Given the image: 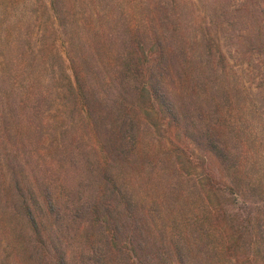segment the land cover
Here are the masks:
<instances>
[{"label":"trees","instance_id":"obj_1","mask_svg":"<svg viewBox=\"0 0 264 264\" xmlns=\"http://www.w3.org/2000/svg\"><path fill=\"white\" fill-rule=\"evenodd\" d=\"M248 1L238 22L216 0H37L41 48L26 80H0L1 251L264 264V4Z\"/></svg>","mask_w":264,"mask_h":264},{"label":"rangeland","instance_id":"obj_2","mask_svg":"<svg viewBox=\"0 0 264 264\" xmlns=\"http://www.w3.org/2000/svg\"><path fill=\"white\" fill-rule=\"evenodd\" d=\"M239 1L240 0H216L220 7L218 14L222 15L224 19L232 18L241 22L244 15L242 13V6L237 9ZM256 1L264 4V0ZM38 5L39 3L37 0H0V80H8L6 85H12V83L15 82L14 80H26V77H19V73L26 74L28 72V68L23 67L24 62L28 60L29 55L34 56V52L41 48L39 42L31 40V34L34 30L36 19L34 10H37V7H39ZM237 10H240V12ZM219 22L224 24L223 21ZM238 27L244 29L243 22L239 24ZM215 32L222 36L223 28L216 30ZM5 36H8V38L6 37V41L8 43L10 41L9 46L7 47L1 39ZM25 38L27 39V42ZM28 38H30L29 41ZM49 40L50 42L52 41L51 35ZM255 59L259 63H262L264 61V55H256ZM44 73L45 74L40 76V73L37 71L31 72V74L29 73L30 75L28 74L29 76L27 79L34 81L37 88L46 89V80H49L50 71L48 73L45 71ZM262 74H264V69L254 73L258 78L262 77ZM256 85L257 84L255 83L251 84L254 88L253 94L261 93L262 97H264V87L260 85L256 88L254 87ZM244 86H249V83H245ZM261 102L262 103L258 105L264 107V98ZM263 109L261 108L259 114L253 118L250 128L251 131L259 132L263 136L262 141L264 140ZM258 141V138L249 139V142L253 143H257ZM255 168L256 167H252L251 172ZM8 252L9 250L1 251L0 249V264H29V262H27V256H22L21 258L19 257V259H16L12 256L11 251L7 256V259H5Z\"/></svg>","mask_w":264,"mask_h":264}]
</instances>
